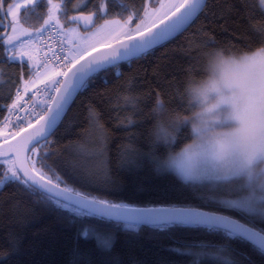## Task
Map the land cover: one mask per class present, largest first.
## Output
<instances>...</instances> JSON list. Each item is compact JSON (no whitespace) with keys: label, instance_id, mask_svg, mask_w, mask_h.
<instances>
[{"label":"trees","instance_id":"obj_1","mask_svg":"<svg viewBox=\"0 0 264 264\" xmlns=\"http://www.w3.org/2000/svg\"><path fill=\"white\" fill-rule=\"evenodd\" d=\"M80 1L72 0L67 5L69 16L80 14L75 10ZM96 3L98 0H87L84 14ZM146 3L108 0L107 15L99 17L97 24L105 19L124 20L133 10L141 11ZM48 8V0H40L34 10L21 13L22 24L43 28ZM59 16L65 21L63 12ZM260 32H264V17L258 0H207L185 32L140 58L96 74L88 87L81 89L49 139V146L40 151L41 156L51 152L44 163L67 182L61 186L113 202L136 207L195 205L206 194L198 186L184 184L173 172L158 171L147 158L139 168H130L125 164V149L150 151L160 122L157 98L166 114L176 112L190 117L195 106L189 88L207 75L209 56L216 50L238 55L264 47ZM8 58L4 39L0 45V69L5 73V83L0 85V123L13 103L16 88L24 87L25 81L37 74L35 62ZM126 97H134V104L126 102ZM89 109L93 110L95 123L90 120ZM92 139L96 143L91 144ZM192 139L188 123L174 136L171 148H158L157 154L167 158ZM49 168L43 171L53 176ZM37 170H41L40 165ZM85 228L111 233L112 248L99 250L94 238L81 235ZM182 241L219 242L214 236L194 230L160 231L144 226L138 232H129L57 208L19 184H8L0 190V264H192L194 257L168 251ZM233 247L239 254V264H264V257L251 246Z\"/></svg>","mask_w":264,"mask_h":264},{"label":"snow or ice","instance_id":"obj_2","mask_svg":"<svg viewBox=\"0 0 264 264\" xmlns=\"http://www.w3.org/2000/svg\"><path fill=\"white\" fill-rule=\"evenodd\" d=\"M39 2L40 0H24L20 3L13 0L10 3L9 0H0V30L7 27L15 32L16 24L23 23L19 18L21 13L25 10H34ZM70 3L72 0H62L60 4L55 5L58 12L64 13L65 22L68 25H75L68 28L69 32H78L81 23L85 29H89V26L95 28V19L106 16L108 12V0H98L94 9L87 15L84 14L86 7L84 5L75 9L80 15L69 16L67 5ZM205 3L206 0H147L141 11L133 10L122 21L105 19L99 31L111 29L107 31V35L114 41L102 45L105 51L88 44L91 37L84 36L82 38L84 46L74 43L70 54L57 55L53 52L52 58L57 63L50 73L49 58L45 54V59L33 67L37 70V75L39 69L45 70L43 73L45 78L41 79L40 83L44 85V90L54 92L56 96L48 97L51 105L45 102L46 106L42 109L44 114L39 115L37 120V123L42 120L43 124L23 146V151L29 153L25 161L19 160V150L15 159L9 153L0 152V190L8 184H19L31 194L41 196L45 202H50L57 208L66 209L81 218H94L97 221L114 224L129 232H138L147 226L160 231L194 230L202 235L216 237L219 242L192 244L182 241L179 242V246L168 249L181 256L194 257L192 264H239L236 259L239 254L233 247L235 244L249 245L264 257V172L249 171L247 179H244L243 174L236 171L232 177L221 180L220 165L216 159L217 145L211 139L213 132L245 122H247L245 127L233 133V138L256 137L258 124L252 118L259 117L264 120V54H262L264 47L259 48L260 51L255 55L239 56L240 62L230 69L235 74L234 78L221 81L217 93L220 103L210 112H202L183 122L166 125L163 121L166 114L164 104L157 98L156 111L160 113V122L156 125L150 151L145 153L131 147L125 149V164L130 168H139L147 158L158 171L175 170L181 182L198 186L206 194L201 196L195 205L132 207L74 191L69 187L61 188V184L67 182L44 163L51 152L40 155V151L51 143L49 137L54 134L52 130L64 112L65 105L72 101L78 90L87 88L96 74L112 67L118 68L122 61L140 58L157 45H162L186 30L197 17V13L202 11ZM48 4L51 6L52 0H48ZM168 4L171 7L164 11ZM258 7L264 17V0H258ZM161 12L162 15H157ZM8 17L12 19L5 24L4 21ZM49 25L64 31V25L60 24L59 17L53 21L49 15L44 21V28L37 29L35 34L39 36ZM99 31L93 35H98ZM25 35L31 36L32 33L26 32ZM258 35L261 43H264V32ZM3 43L4 37L0 36V45ZM60 43L63 46V41ZM7 44L12 45V49L8 50L15 49L11 37H8ZM26 55L27 53L21 51L19 58ZM17 58V55H13L8 59L15 61ZM31 72L30 69V74ZM4 74L3 69H0V85L5 83L2 79ZM28 83L25 81L24 95L30 90ZM125 99L128 103L135 102L134 97ZM22 100L20 88L17 87L16 100L11 107L19 108ZM89 114L90 120L95 123L92 109H89ZM129 123L134 122L129 120ZM188 123L192 124V133L195 137L193 144L187 146L185 152L179 155H168L167 158L158 155L157 149L171 148L174 136ZM31 126L29 122V127ZM157 129L159 130L156 131ZM185 155L189 163L177 167L176 160ZM22 163L30 164V170L28 167H22ZM5 165L10 166L5 168ZM37 165H40L41 170H37ZM73 167L75 168V165ZM45 168L53 171V176H47L43 171ZM72 192L74 197L65 195ZM81 235L85 238H94L97 248L101 251L106 252L113 246L114 237L111 233L85 228Z\"/></svg>","mask_w":264,"mask_h":264},{"label":"clouds","instance_id":"obj_3","mask_svg":"<svg viewBox=\"0 0 264 264\" xmlns=\"http://www.w3.org/2000/svg\"><path fill=\"white\" fill-rule=\"evenodd\" d=\"M258 51L260 49L243 55H255ZM239 62V57L225 54L222 50H216L209 56L206 65L207 75L199 83L189 88L190 97L199 106V110L193 116H198L202 112H210L218 106L220 103L217 95L219 85L224 79L234 78L235 74L230 69ZM189 118L191 117L174 112L166 114L163 121L167 125L173 122H183ZM252 119L258 124L257 135L254 138H233V133L240 131L247 122L234 124L211 134L212 141L217 145L216 159L220 165L219 178L221 180L225 177H232L236 171H240L244 179H247L249 171L264 172V120L259 117Z\"/></svg>","mask_w":264,"mask_h":264},{"label":"rangeland","instance_id":"obj_4","mask_svg":"<svg viewBox=\"0 0 264 264\" xmlns=\"http://www.w3.org/2000/svg\"><path fill=\"white\" fill-rule=\"evenodd\" d=\"M11 2H13V0ZM17 2L23 3L24 0H17ZM86 3H87V0H81L80 1V5L78 6V8L83 6ZM55 5H58V4L56 3V1L52 0V5L51 6L49 5V8H48L46 16H47V19H48L49 15H51V18H52L53 21H56V19L59 17L60 24L64 25V31H62V32H63L64 38L66 40V43H67V44H65L63 42V44L66 45V47L68 48L69 52H70V49L72 48V45L74 43H79V44H81V46H84V41L82 39L84 36L91 37V39L88 41V44L95 45L97 48H101L103 44H106V43H109V42H114V41H112L111 37H109L107 35V31H109L111 29H108V30H105V31H99L100 30V26L104 25V21L99 23V24H97L95 28H92V29H89V30H83V29L80 30L79 29L78 32H69L68 28L69 27H75V26H73V25L68 26L66 24V22L63 21L60 18L59 12L57 11ZM167 7H171V5L170 4L166 5L164 11L167 10ZM157 15H162V12L158 13ZM19 18H21V17H19ZM8 19L10 21L12 18L8 17ZM108 20H121V19H108ZM135 23H136V21H133V24H135ZM36 30H37L36 28L24 26L22 23L16 24L15 32L10 30L9 34L5 38L7 56L10 57V56H13V55H17L18 58L16 60H23V59L29 60V56H30L31 60H29V61L32 62V63L35 62V64H37L36 57H35V41H36V38H37V35L35 34ZM98 31H99L98 35H93L94 33H97ZM26 32L32 33V35L31 36L25 35ZM8 37L12 38L13 45H15V49H13V50H8V49H12V45L7 44ZM61 40L63 41V37L62 36H61ZM21 51H23L24 53H27V55L24 56L23 58H19V53ZM240 55H243V54H238V55H235V56L239 57ZM44 71L45 70H42L39 73V75L36 74L33 78L28 80V82H29L28 83V88L30 90H33L37 86L42 84V83H40V80L45 78L43 76ZM48 71H49V73L51 72L50 69H48ZM22 88H24V87H22ZM192 102H193V104L195 106V110L192 113V115H190V117H193V114L199 110L198 104L193 99H192ZM191 129H192V124H191ZM4 135H5V129H0V143L6 141L8 139L13 138V137H11V138L8 137V139H6L4 137ZM101 135L102 134H100L98 136V139L101 138ZM192 135H193V139L191 140L190 143H188L182 149H180V150H178V151H176V152H174V153H172L170 155H179V154L185 152V150L187 149V146L192 145L193 142H194L195 137H194L193 133H192ZM90 143L93 144V143H96V141L94 139H92L90 141ZM88 146H91V145H88ZM100 159L102 160V156H100ZM175 163H176L177 167H179L180 165H187L189 163V159H188V157L186 155L185 156H180L176 160ZM9 166L10 165H7V167H9ZM165 171L173 172L174 174H176L175 170H164V171H161V172H165Z\"/></svg>","mask_w":264,"mask_h":264},{"label":"built area","instance_id":"obj_5","mask_svg":"<svg viewBox=\"0 0 264 264\" xmlns=\"http://www.w3.org/2000/svg\"><path fill=\"white\" fill-rule=\"evenodd\" d=\"M61 36L63 37V42L65 44L66 40L64 38L63 32L58 30V27H53L49 25L43 32L37 37L35 45V57L37 63L42 62L45 59V54L49 58L48 69L52 70L56 66V61L53 59V52L57 55H67L70 54L66 45L61 46ZM44 69H39V73ZM40 89V91H37ZM23 100L20 102V107L13 109L9 108L7 116H9L10 121L14 124H29L31 125L37 123L39 115H43L42 109L45 108L47 102L48 105L51 101L48 100L49 96H55L56 93L44 90V85H41L33 90H29L27 95H24V88H20ZM16 100V94L15 98ZM28 126V125H25ZM0 129H5L0 126ZM16 134L10 133L5 130L4 137H12Z\"/></svg>","mask_w":264,"mask_h":264},{"label":"water","instance_id":"obj_6","mask_svg":"<svg viewBox=\"0 0 264 264\" xmlns=\"http://www.w3.org/2000/svg\"><path fill=\"white\" fill-rule=\"evenodd\" d=\"M206 3H207V0H206ZM206 3H205V5H206ZM205 5L202 6V11H203ZM202 11H200V12L197 13V17L199 16V14H200ZM75 15H80V14H75ZM85 15H87V14H85ZM197 17H196V18H197ZM196 18L194 19V21L196 20ZM194 21H193V22H194ZM4 22H5V24L9 23L8 18H6ZM96 22H97V18L95 19V25H96ZM193 22H191L190 26L192 25ZM80 26L82 27L83 30H89V29H92L91 26H89V29H85V27L83 26L82 23L80 24ZM190 26H188V27L186 28V30H187ZM10 29H11V28H7V27H6L5 31H4L0 36H3L4 39H5V38L7 37V35L9 34ZM186 30H183L181 33L176 34L174 37L170 38V40H168V41L173 40L174 38H176L177 36H179L180 34H182L183 32H185ZM168 41H166V42H168ZM166 42H164V43H166ZM164 43H163V44H164ZM159 46H160V45H157L156 47H159ZM156 47H155V48H156ZM98 49H99L100 51H105V49H104L103 47L98 48ZM93 55H96V53H93ZM132 59H135V58H132ZM132 59H131V60H132ZM129 61H130V60H129ZM122 62H126V61H122ZM122 62H120V63H122ZM80 91H81V90H78V91L73 95V99H72V101H70L67 105H65V110H64V112L61 114V117H60V119H59V121H58L56 127L52 130L53 133H55V131H56V130L58 129V127L60 126L61 122L63 121L64 117L66 116L67 112L69 111L70 107L72 106L74 100L76 99V97L78 96V94L80 93ZM55 96H56V95H55ZM53 106H54V105H53ZM42 124H43V121L40 120L39 123H35L34 125H32L31 127H29L28 129H26V130L22 131L21 133H19L18 135L14 136L12 139H9V140H7V141H4V142L0 143V152H3V153H9L10 155H12L13 159H15L16 152H17V150H19V153H18V154H19V160H20L21 162L25 161V158H26V156L29 155V153H26V152L23 151V146H24V144L26 143V141H27L31 136H33V135L36 134L37 130L41 127ZM52 136H53V135H51V136L49 137V139H50ZM21 166H22V167H28L29 170H30V164H23V163H22ZM63 187H64V186H61V188H63ZM54 191H55V190H54ZM65 195H69V196H73V197H74V192H72V193H65ZM132 207H136V206H132ZM153 207H169V206H153ZM141 208H143V207H141Z\"/></svg>","mask_w":264,"mask_h":264},{"label":"bare ground","instance_id":"obj_7","mask_svg":"<svg viewBox=\"0 0 264 264\" xmlns=\"http://www.w3.org/2000/svg\"><path fill=\"white\" fill-rule=\"evenodd\" d=\"M97 20H98V17H97ZM98 22H96V25H97ZM44 28V27H43ZM46 29V28H45ZM11 30V29H10ZM38 37V36H37ZM57 79H63V77H57ZM43 85V84H41ZM39 85V86H41ZM37 86V87H39ZM36 87V88H37ZM16 94V92H15ZM14 98H15V95H14ZM13 102H14V99H13ZM13 104V103H12ZM51 105V104H50ZM11 107V106H10ZM8 114V111L4 117V119L2 120V122L0 123V126L4 127L5 130L9 131L10 133H13V134H17V133H20L22 132L21 129H28L29 128V124H14L10 121V118L9 116H7ZM16 125H19L20 127H16ZM25 125H28V126H25Z\"/></svg>","mask_w":264,"mask_h":264},{"label":"flooded vegetation","instance_id":"obj_8","mask_svg":"<svg viewBox=\"0 0 264 264\" xmlns=\"http://www.w3.org/2000/svg\"><path fill=\"white\" fill-rule=\"evenodd\" d=\"M85 14H87V13H85ZM99 18V17H98ZM97 22H98V20H97ZM70 26V25H69ZM73 26H75V25H73ZM79 29L80 30H82V27L79 25Z\"/></svg>","mask_w":264,"mask_h":264}]
</instances>
